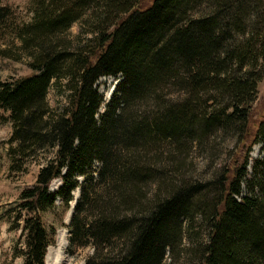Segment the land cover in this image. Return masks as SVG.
<instances>
[{"label": "trees", "instance_id": "16d2710c", "mask_svg": "<svg viewBox=\"0 0 264 264\" xmlns=\"http://www.w3.org/2000/svg\"><path fill=\"white\" fill-rule=\"evenodd\" d=\"M36 5L33 23L18 31L34 72L0 80V109L13 127L11 168L54 148L19 196L18 207L29 213L16 251L22 264H46L57 228L45 226L42 212L57 198L68 207L79 186L69 250L90 244L84 264H163L197 214L209 231L199 264H264V159L251 174L236 167L203 183L182 180L176 161L216 131L247 124L264 73V0ZM7 12L0 6V22ZM83 16L91 20L90 37L71 45L62 33ZM116 74L123 76L120 94L100 111L96 82ZM62 78L67 104L54 111L47 94ZM260 126L257 141L264 144V119ZM157 150L168 153L169 167L158 165ZM57 177L62 184L51 190Z\"/></svg>", "mask_w": 264, "mask_h": 264}, {"label": "rangeland", "instance_id": "374dc122", "mask_svg": "<svg viewBox=\"0 0 264 264\" xmlns=\"http://www.w3.org/2000/svg\"><path fill=\"white\" fill-rule=\"evenodd\" d=\"M136 1L137 8H144L153 0ZM36 4L37 0H0V6L7 7L9 10L8 16L0 22V80H13L34 72L25 52L20 48L18 31L33 23ZM90 21L88 17L83 16L81 21L62 33L63 37L71 45L86 44L90 37L87 32L91 28ZM254 26V24L249 25L246 31L250 32L249 30ZM122 80L121 74L102 76L98 79L96 85L104 100L100 111L105 109L113 96L120 94L119 85ZM67 95L68 86L65 78L59 81L52 80L47 94L50 108L60 111L67 104ZM250 105L247 124L236 123L235 125L234 123L232 127L235 128L225 132L218 130L214 135L206 138L202 144L196 143L186 153L176 158L179 162L177 165H180L178 175L182 180L187 183L215 181L222 174H232L236 167L238 169L245 167L249 174L253 172L259 160L264 159V144L257 141L262 128L260 125L264 119V73L257 84L255 98ZM8 114V111L0 109V264H22L23 256L16 251L23 248L25 236L22 233L23 218L29 213L18 207L19 196L24 188L34 185L40 168L52 157L54 148L41 149L36 156L18 163L20 165L18 168H11L9 139L13 127L11 121L4 119ZM256 133L257 136H255ZM162 151H152V154H160L158 156L161 162L158 165L169 167L168 162L165 161L168 153L164 154ZM92 174L94 177L97 175L95 171ZM81 181H84L82 175L78 176V182L81 183ZM61 184V179L57 177L52 180L49 188L56 190ZM213 187L215 185L211 188ZM215 191L216 188L209 191L210 199L216 194ZM245 191L243 188V193ZM72 194L73 199L68 207L62 204L61 198H57L54 206L42 212V221L45 226L53 225L57 228L55 243L51 244L47 250V264H84L86 257L93 252L90 244L84 247L76 246L74 250H69L71 235L69 223L81 194L80 186L76 187ZM18 213L21 215V220L16 221L15 217ZM208 232L207 221L197 214L190 223L186 224L179 248L174 253L168 252L163 264H199L202 260L204 244L208 239Z\"/></svg>", "mask_w": 264, "mask_h": 264}, {"label": "bare ground", "instance_id": "6f19581e", "mask_svg": "<svg viewBox=\"0 0 264 264\" xmlns=\"http://www.w3.org/2000/svg\"><path fill=\"white\" fill-rule=\"evenodd\" d=\"M62 239H63V238H62ZM62 239H61V240H62ZM63 240H64V239H63ZM63 240H62V241H63ZM46 255H47V253H46ZM45 260H46V258H45ZM46 264H47V261H46Z\"/></svg>", "mask_w": 264, "mask_h": 264}]
</instances>
